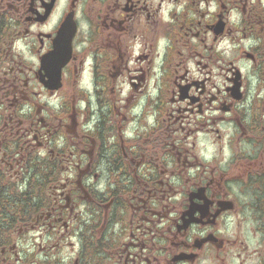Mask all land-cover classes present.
<instances>
[{
  "label": "flooded vegetation",
  "instance_id": "1",
  "mask_svg": "<svg viewBox=\"0 0 264 264\" xmlns=\"http://www.w3.org/2000/svg\"><path fill=\"white\" fill-rule=\"evenodd\" d=\"M0 264H264V0H0Z\"/></svg>",
  "mask_w": 264,
  "mask_h": 264
}]
</instances>
